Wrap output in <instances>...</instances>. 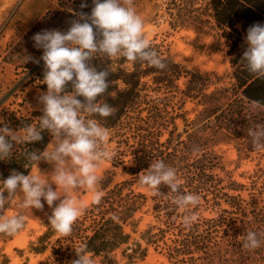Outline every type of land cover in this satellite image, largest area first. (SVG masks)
<instances>
[{
    "label": "trees",
    "instance_id": "trees-1",
    "mask_svg": "<svg viewBox=\"0 0 264 264\" xmlns=\"http://www.w3.org/2000/svg\"><path fill=\"white\" fill-rule=\"evenodd\" d=\"M82 2L58 0L59 10L54 15L65 14L70 28V22L77 19L79 12L91 13L93 3L81 9ZM203 9L207 16L205 22L212 23L220 31L219 37L226 45L225 57L230 67L233 94L228 96L225 88L208 91L210 81L206 74L185 69L165 55L158 44L151 43L167 65L163 70L146 62L133 63L122 57L96 54L92 66L109 72V88L98 102H107L116 111L108 118H91L109 129L108 142L113 143L112 150L116 152L110 160L111 166H122L128 178L112 183L113 176L109 172L101 181L104 193L101 203L86 207L73 225L72 234L52 243L49 256L41 264H71L77 258L75 248L82 243L87 244L94 264H117V252L124 264H135L146 257L149 246L154 250L160 248L168 264H253L264 260V212L252 209L248 214L234 196L221 193L223 180L216 173L218 156L209 146L221 133L233 139H245L250 137L249 129L260 122L264 124V118H258L248 108L253 100L264 102V79L249 73L242 63L248 46L245 41L248 28L255 23L264 24V0H205ZM49 14L46 13L30 32L39 31L40 25H47ZM202 22L199 15L193 14V24ZM43 71L41 60L31 68L28 82L38 81L42 88H47L43 83ZM181 79L184 80L182 88L178 84ZM67 90H72L70 83ZM177 94L194 101L201 109L193 121L183 119L184 138L173 142L176 117L171 111L174 106L166 102V96ZM77 98L83 102V97ZM41 115H14L9 126L20 131L24 124L35 122L34 116ZM164 133L167 136L162 139ZM42 136L39 142L14 145L12 157L0 160V180L6 179L13 170L25 175L30 173L34 164L29 165L25 153L44 151L51 135L45 130ZM126 157L128 167L125 166ZM152 160H163L174 167L182 191L198 194L201 199L195 208L172 210L171 196H166L170 189L162 185L160 192L165 196L152 195L150 198L153 222L141 233L140 240H132L126 227L135 222L136 213L147 200L144 194L134 191L133 183L149 168ZM222 203L230 209H222ZM201 208L211 209L215 216L198 217L186 227L183 217L196 215ZM237 211L241 215L237 221L226 215ZM248 231L258 234L259 248L248 250L243 247ZM47 235L43 234L38 241L43 242ZM44 250L43 247L38 249Z\"/></svg>",
    "mask_w": 264,
    "mask_h": 264
},
{
    "label": "clouds",
    "instance_id": "clouds-1",
    "mask_svg": "<svg viewBox=\"0 0 264 264\" xmlns=\"http://www.w3.org/2000/svg\"><path fill=\"white\" fill-rule=\"evenodd\" d=\"M92 3L91 13L79 12L66 32L44 30L32 37L34 47L43 49V54L39 59L26 56L25 63L43 61V83L47 90L39 96L42 115L34 123L24 124L19 134L7 125L0 127V160L12 157L14 145L42 141V133L47 130L52 137L47 148L42 152H26L25 158L38 170L39 163L46 161L54 166V171L50 175L41 174L40 170L25 175L13 170L0 180V234L14 236L25 227L24 215L6 213L5 206L13 197L20 198V208L30 211L33 208L42 211V200L46 202L52 209L49 223L62 238L72 234L73 225L86 210L74 193L81 189L90 191L91 203H101L104 193L98 190L101 179L98 169L112 160L116 152L107 146L109 129L91 117L108 118L116 109L107 102H98L109 88V72L92 66L95 55L146 62L160 70L167 67L146 38L144 21L136 13L133 0H92ZM80 7L88 5L82 2ZM245 41L248 46L242 63L249 73L264 79V24L250 26ZM69 83L71 91L67 90ZM77 97H83V102ZM251 106L262 108L264 102L253 100ZM248 135L254 149L264 150V126L249 129ZM138 183L154 196H165L160 187L167 186L170 191L166 196H171L172 210L195 208L201 199L198 194L182 191L177 170L163 160H152L149 168L139 174ZM196 220L195 215L183 217L186 227ZM260 246L258 234L248 231L243 247L255 250ZM75 252L77 258L71 264H94L86 243L75 248Z\"/></svg>",
    "mask_w": 264,
    "mask_h": 264
},
{
    "label": "rangeland",
    "instance_id": "rangeland-1",
    "mask_svg": "<svg viewBox=\"0 0 264 264\" xmlns=\"http://www.w3.org/2000/svg\"><path fill=\"white\" fill-rule=\"evenodd\" d=\"M88 6L92 0H83ZM205 0H133L136 13L144 21L145 36L151 43L158 44L165 55L171 57L176 63L188 70H196L206 74L210 81L208 91L225 88L227 95L233 94V81L230 76V67L225 57L226 45L220 39V31L212 23L208 24L204 11ZM91 9L90 7L88 8ZM58 0H0V127L12 121V117H31L32 114L42 113L43 105L39 103V96L46 92L40 82H28L30 70L37 63L31 60L25 63L26 56L39 59L43 49L34 47L32 37L44 30H60L66 32L67 16L60 14ZM50 13L46 19L47 25H40L39 31L30 32L33 26L41 21L42 17ZM199 15L203 22L195 25L192 17ZM183 79L178 84L182 88ZM160 97L164 94H159ZM166 102L174 106L171 111L176 117V130L173 142L184 138L185 121L191 122L200 111V106L194 101L180 98V95H167ZM249 110L258 118H264V109ZM39 116H34V120ZM262 122H260V124ZM257 125H255L256 127ZM254 127V128H255ZM12 129V128H10ZM14 131V130H13ZM19 134L20 131H16ZM164 133L162 139L166 137ZM52 141L50 136L49 143ZM48 143V144H49ZM48 146V145H47ZM112 150L113 143L107 142ZM211 150L218 156L219 168L216 173L223 180L221 193L234 196L238 205L249 211L256 209L264 212V150H256L252 146V138L233 139L221 133L217 141L209 144ZM47 148V147H46ZM50 150V149H49ZM128 157L125 158V161ZM125 162V166H129ZM41 174L50 175L54 166L46 161L38 165ZM34 165L30 173L37 174ZM111 172L112 183L119 182L128 176L122 166L113 168L110 161L100 165L98 175L101 177L98 190H101V181ZM232 182V184H231ZM53 190L56 185H52ZM232 187V188H228ZM135 192L144 194L147 198L145 205L136 213L135 222L126 227L132 240H140L141 233L153 222L150 209L152 192L142 187L138 179H134ZM73 195L78 196L85 206L91 205L92 192L81 189ZM19 197H13L5 206L7 215L22 214L26 217L25 227L14 236L0 234V264H41L49 256L51 244L60 237L51 227L48 217L52 209L44 203V209L26 210L20 208ZM59 201L54 202L53 207ZM204 207V206H203ZM222 209L230 208L222 203ZM201 208L195 215L197 218H212L215 212L211 209ZM231 212V211H230ZM232 218H241L240 213H226ZM45 233L47 238L43 242L38 239ZM144 244V242H143ZM43 247L44 252L38 251ZM117 264H124L117 252ZM135 264H168L165 254L160 248L154 250L148 247L146 257ZM253 264H264V260L255 261Z\"/></svg>",
    "mask_w": 264,
    "mask_h": 264
}]
</instances>
